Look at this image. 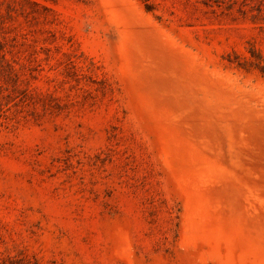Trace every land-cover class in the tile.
<instances>
[{"label": "rangeland", "instance_id": "1", "mask_svg": "<svg viewBox=\"0 0 264 264\" xmlns=\"http://www.w3.org/2000/svg\"><path fill=\"white\" fill-rule=\"evenodd\" d=\"M0 264H264V0H0Z\"/></svg>", "mask_w": 264, "mask_h": 264}]
</instances>
